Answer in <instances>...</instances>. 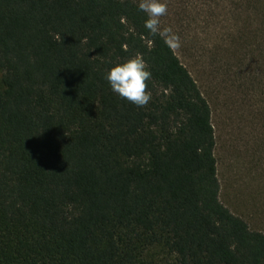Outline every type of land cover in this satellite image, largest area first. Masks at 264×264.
<instances>
[{"label":"trees","instance_id":"trees-1","mask_svg":"<svg viewBox=\"0 0 264 264\" xmlns=\"http://www.w3.org/2000/svg\"><path fill=\"white\" fill-rule=\"evenodd\" d=\"M137 0H0V264H264L220 200L211 108ZM139 56L144 107L105 76Z\"/></svg>","mask_w":264,"mask_h":264},{"label":"rangeland","instance_id":"rangeland-1","mask_svg":"<svg viewBox=\"0 0 264 264\" xmlns=\"http://www.w3.org/2000/svg\"><path fill=\"white\" fill-rule=\"evenodd\" d=\"M161 2L160 30L211 108L220 200L264 232V0Z\"/></svg>","mask_w":264,"mask_h":264},{"label":"clouds","instance_id":"clouds-1","mask_svg":"<svg viewBox=\"0 0 264 264\" xmlns=\"http://www.w3.org/2000/svg\"><path fill=\"white\" fill-rule=\"evenodd\" d=\"M139 10L144 12L148 19L145 21V28L155 36L160 35L170 48L180 46L179 37L171 33V29L159 27V17L167 13L166 4L161 0H141ZM151 72L147 70L145 61L139 56L131 58L123 63L111 67L105 79L111 90L122 99L135 104L137 107H144L151 99V93L146 91L150 80Z\"/></svg>","mask_w":264,"mask_h":264}]
</instances>
